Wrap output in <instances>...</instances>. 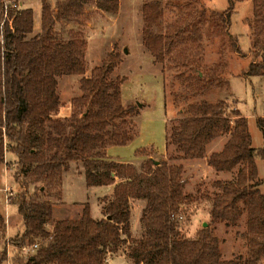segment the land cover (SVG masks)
<instances>
[{"label":"trees","instance_id":"trees-1","mask_svg":"<svg viewBox=\"0 0 264 264\" xmlns=\"http://www.w3.org/2000/svg\"><path fill=\"white\" fill-rule=\"evenodd\" d=\"M6 1L11 2L7 12ZM242 1L228 0L224 10L208 9L202 0L170 1L168 4L182 15L164 34H158L154 28L164 16L162 5L158 0H145L144 45L160 62L164 54L172 56L174 46L186 45L173 56L184 70L178 74L179 79L196 81L195 95L222 87L226 83L221 77L226 71L225 61L221 58L218 66L204 65L202 56L196 57L193 52L203 49L206 30L219 37L223 46L228 43L235 53L247 55L238 36L230 32L235 5ZM252 1L254 21L248 27H252V37H261V43L252 51L254 57L243 73L246 77L264 76V0ZM19 2L0 0V163L8 151L15 154V175L22 192L9 197V203L17 205L25 226L15 241L13 263L107 264L109 254L123 250L135 264H261L264 190L260 187L264 186V177H258L257 160L264 161V145H253L248 118L226 100H201L189 103L183 116L172 121L170 127L166 124L167 147L175 145L181 158L206 157L210 141L230 135L221 151L207 157L208 165L217 172H231L238 167L212 215L222 220L237 218L243 203L250 230L245 235L248 255L224 259L207 227L198 232L197 238L182 237L179 221L188 199L183 163L156 160L148 154L144 167L139 169L107 156L109 146L126 145L136 136L134 116L140 105L125 106L121 97L125 78L111 79L122 60L119 53L110 52L90 77L85 76L84 31H73L68 26L84 24L87 3L116 14L120 0H60L55 8L49 0H42V30L32 37L28 35L33 31V9L21 8ZM71 74L82 75L81 94L72 101L71 117L55 118L53 114L62 104L58 78ZM256 124L264 139V116H258ZM71 162L82 164L88 187L113 185V193L99 198L103 218L94 219L86 203L80 218L58 220L49 232L46 225L53 215V201L62 198L63 175ZM31 186L37 188L33 193ZM41 195L48 197L42 199ZM132 199L145 201L140 238L131 233ZM6 231V220L0 212V237ZM36 241L41 245L35 254L22 252L24 245ZM9 242L4 243L0 264L8 258Z\"/></svg>","mask_w":264,"mask_h":264},{"label":"rangeland","instance_id":"rangeland-1","mask_svg":"<svg viewBox=\"0 0 264 264\" xmlns=\"http://www.w3.org/2000/svg\"><path fill=\"white\" fill-rule=\"evenodd\" d=\"M26 1L30 2V0ZM144 1L120 0L118 23L115 21V15L109 12H107L108 14L100 13V11L92 9L94 3H87V8L90 11L83 25H87L86 21L91 22V25L93 24L91 29H85L79 23L70 26L73 31H84L88 43L85 61L87 68H90L92 72L96 66L103 63L110 52L120 54L122 60L112 73L111 79L125 78L121 89V97L126 103V105L123 103L125 106L142 104V106L136 107L137 113L134 116L135 130L138 131L137 128H139V136L128 147L115 149L118 150L117 157L120 160L133 161L139 169L144 167L149 155L156 160L166 159L170 163H183L185 166L183 177L186 179L185 193L188 199L183 204L182 217L179 221L182 237L197 238L198 232L207 227L210 237L224 259H231L240 254L248 255L249 245L245 235H248L250 230L249 217L243 203H240L242 214L237 218L222 220L215 219L212 215V211L224 195L226 183L235 178L238 167L231 172H217L208 165L205 157L181 158L177 154L175 145L167 147V140L166 151L163 149L166 139V124L168 123L170 127L172 121H178L183 116V110L189 103L201 100H208L212 103L226 100L248 118L254 146L264 141L262 132L256 124V118L264 116V76L246 77L243 75L254 57L252 51L259 48L261 43V37H252V27H248L249 22L254 21L253 1L243 0L236 3L230 27V32L238 36L240 47L247 55L242 56L235 53L230 49L228 43L223 46L219 37L215 38L206 30L203 32V49L194 51L193 55L202 56L203 64L208 66H218L222 58L225 61L226 71L221 77L226 80V83L222 87H213L200 95H195L196 81H181L178 77V74H183L184 70L173 56L186 45L172 46V56L164 54L162 62L158 61L144 45L143 16L141 22L137 13V6L139 3L143 6ZM158 1L162 5L164 16L154 31L164 34L170 24L182 15V12L168 4L175 0ZM202 1L208 9L224 10L228 6V0ZM58 27V30H62L61 26ZM92 29L95 31L92 32ZM126 47L128 48L127 52L124 51ZM78 86L71 77L65 78L60 85L62 98L65 99L69 96L68 99L72 102L81 94L80 81ZM233 120L234 118H232ZM223 138V140L229 139V133L225 134ZM140 148L146 149V152ZM137 152L141 153V160ZM16 161L15 154L8 151L5 161L0 163V212L4 215L5 220L3 209L7 206L6 202H9V197H15L22 192V187L15 175L18 166ZM258 177H264V170L261 169V173L258 171ZM71 178L69 175L66 178L64 188L66 197L68 199L77 198L80 204L89 203L93 212L99 209L104 213L102 203L97 201L103 189L95 187L89 189L84 179L81 181L78 178L73 180ZM260 188L264 190V186ZM36 189L31 186L30 192L33 193ZM55 193H58L57 189ZM45 197L48 196L41 195L42 199ZM143 208L140 200H131L130 221L132 231L137 238L142 236L144 230L140 219ZM7 211L11 215V232L14 236L8 238L5 232V236L0 237V256L4 243L10 239V245H7L8 258L3 264H14L12 259L17 254L15 241L22 235V225H20L21 219L18 220L17 206L8 207ZM112 256L113 254H109L108 258ZM261 264H264V261Z\"/></svg>","mask_w":264,"mask_h":264},{"label":"crops","instance_id":"crops-1","mask_svg":"<svg viewBox=\"0 0 264 264\" xmlns=\"http://www.w3.org/2000/svg\"><path fill=\"white\" fill-rule=\"evenodd\" d=\"M59 1L60 0H50V3L52 4V7L55 8ZM20 6L22 8H32L33 9V16H34L33 31L28 36L32 37L34 35L39 34L42 30V0H30V2H28V3L26 0H20ZM85 7H86L85 8L86 12L89 13L90 10H88L87 5ZM92 9L100 11V13L108 14L106 11H103V10L97 8L96 5H93ZM137 13H138V18L142 22V6H141V3H139V5L137 6ZM110 14H113V13H110ZM97 15H99V14H97ZM113 15H115V19H116L115 21L118 23V19H119V15H120V6H119L118 13L113 14ZM86 23H87V25H81V26L85 29H87V28L91 29L90 27H92L93 24L91 25V22H88V21H86ZM72 24H75V23H71L68 27L70 28V26ZM58 26H61V25L58 23L57 29L59 28ZM93 31H95V30L92 29V32ZM141 34H142V32H141ZM87 46H88V43H87ZM126 49H128V48L126 47ZM87 51H88V47L86 49V56H87ZM91 73H92V70L90 68H87L86 72H85V76L90 77ZM68 77H71L73 79L74 83L77 84V86H78V83H79L80 79L82 78V75L71 74V75H63V76L58 78V90L57 91L60 95V99L62 101V104L59 107V110L53 114V116L55 118H61V119L69 118L73 114L74 106H73V103L71 101H69L70 99H68L70 97L68 96L67 98L65 97V99H63L61 91H60V85H61L62 81ZM78 88H79V86H78ZM122 102H123V100H122ZM124 104L126 105V103H124ZM137 130L138 131H137L136 136L128 144L109 146L107 148L108 158H110L112 160L119 161V162L134 164L133 161H130V160L118 159V157H117L118 156V154H117L118 150H115V149H122L123 147H128L131 143H133L134 140L139 136V128H137ZM223 139H224L223 136L216 137L215 139H213L212 141H210L206 145V149H205V151H206V157L205 158L206 159L212 153L221 151L223 149L225 143L228 141V138L225 140H223ZM263 145H264V141L255 147H261ZM140 149H144V148H140ZM163 150L166 151V139H165V147ZM137 155L139 156V158L141 160V153L137 152ZM257 166H258V171H260V173H261V169L264 170V161L261 159L259 161H257ZM68 175L72 177L71 178L72 180L78 178L82 181V179H84V181L86 183L84 168H83L82 164H80L79 162H71L70 167L64 172V175H63L62 198L58 201H56V200L53 201V215H52V218L49 221V223L46 225V229L49 232H53L54 226L58 220H61V219H78L82 216V214L84 212V208H85L86 203L80 204L77 198H71V199L69 198L68 199L66 197L64 188H65L66 178ZM0 185H1V183H0ZM2 187H4V186H2ZM94 187L98 188V189H103L101 196L98 197V200H97L98 202L100 200L99 199L100 197H104L105 195H111L113 193V189H114L113 185L94 186ZM94 187H92V188H94ZM88 188L91 189V187H88ZM138 200H140L141 205H143V207H144L145 201H143L141 199H138ZM6 204H7V206H6ZM6 204H5V206H6L5 209H3V208L2 209L4 210V213L6 216V224H7L6 234H7L8 238H10V237L14 236V234L11 232V226H12L11 225L12 221H11V217H10L11 215L8 214L7 209L10 206H17V205L10 204L9 202H6ZM0 209H1V204H0ZM17 209H18V207H17ZM68 209H71V210H68ZM89 209H90L91 216L94 219L103 218V213L100 212L99 209L97 211L93 212V210H91L90 204H89ZM18 215H19L18 220L21 219L20 225H22V233H23L24 229H25L24 222H23V219H22V216L20 215V213ZM14 226H15V224H14ZM131 233H132V236L135 237V235L132 231V223H131ZM8 245H10V242L8 243ZM114 263H117V264H135L134 261L127 254L123 253V250H120L117 254L113 255L112 257H110L108 259V264H114Z\"/></svg>","mask_w":264,"mask_h":264},{"label":"built area","instance_id":"built-area-1","mask_svg":"<svg viewBox=\"0 0 264 264\" xmlns=\"http://www.w3.org/2000/svg\"><path fill=\"white\" fill-rule=\"evenodd\" d=\"M6 12H7V8H8V5L11 3L10 1H6ZM16 7V5H15ZM7 15V13H5V16ZM40 242L36 241L32 244H26L22 247V252L24 254H35L36 251L40 248Z\"/></svg>","mask_w":264,"mask_h":264},{"label":"water","instance_id":"water-1","mask_svg":"<svg viewBox=\"0 0 264 264\" xmlns=\"http://www.w3.org/2000/svg\"><path fill=\"white\" fill-rule=\"evenodd\" d=\"M124 51H125V52H127L128 50L125 48V50H124ZM139 105H140V106H142V104H141V103H139ZM107 218H109V219H110V218H111V216H108ZM206 225H207V224L205 223V226H206Z\"/></svg>","mask_w":264,"mask_h":264}]
</instances>
